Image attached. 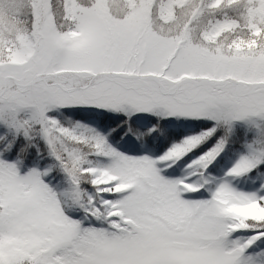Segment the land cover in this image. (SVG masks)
Returning <instances> with one entry per match:
<instances>
[{
  "label": "snow or ice",
  "instance_id": "1",
  "mask_svg": "<svg viewBox=\"0 0 264 264\" xmlns=\"http://www.w3.org/2000/svg\"><path fill=\"white\" fill-rule=\"evenodd\" d=\"M0 264H264V0H0Z\"/></svg>",
  "mask_w": 264,
  "mask_h": 264
}]
</instances>
